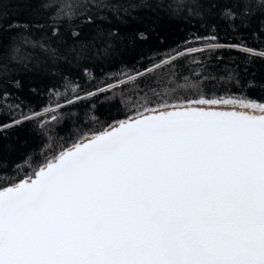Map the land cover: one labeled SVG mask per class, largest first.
<instances>
[{
	"label": "snow or ice",
	"instance_id": "1",
	"mask_svg": "<svg viewBox=\"0 0 264 264\" xmlns=\"http://www.w3.org/2000/svg\"><path fill=\"white\" fill-rule=\"evenodd\" d=\"M9 2L15 13L0 0V116H8L0 131L31 125L39 143L11 167L0 157V175L12 177L0 181V264H264V101L244 90L209 96L185 78L179 87H194V95L153 89L124 119L62 143L65 107L102 93L115 99L117 85L85 96L73 89L65 104L57 99L42 110L10 103L12 93L22 90L24 74L80 64L97 40V54H109L105 37L118 33L97 21L108 19L104 11L119 17L130 8L110 0ZM185 10L189 26L210 33L207 49L264 59V49L220 44L215 35L221 21L239 32L256 20L264 32V0H178L172 7ZM85 26L94 29L91 39ZM94 108L82 124L100 123Z\"/></svg>",
	"mask_w": 264,
	"mask_h": 264
},
{
	"label": "trees",
	"instance_id": "2",
	"mask_svg": "<svg viewBox=\"0 0 264 264\" xmlns=\"http://www.w3.org/2000/svg\"><path fill=\"white\" fill-rule=\"evenodd\" d=\"M110 2L123 4L130 10L127 14L121 12L119 17L104 11L101 14L108 19L97 21L106 31L111 29L118 33L115 37H105L112 42L109 54H97L96 49L102 47L100 40H97L80 64H73L63 73L57 70L55 75L24 74L21 77L22 90L12 93L14 98L10 99V103H21L25 110H42L57 99L65 104L64 97L75 95L73 89L85 96L98 86L117 85L115 99H106V96L113 94L111 92L102 93L65 107L64 111L68 115L57 128L59 136L64 138L62 143L75 139L81 130L87 132L89 126L99 127L124 119L129 114L131 103L144 100L143 93H147L149 98L154 97L153 89L164 92L173 87L178 96L194 95V87H179L185 84V78L193 84L199 83V90L209 96L240 93L244 90L248 97L264 101V59L257 58L249 62L244 54L235 49H207L206 37L210 33L203 28L189 26L185 18L186 10L175 13L172 11L178 0ZM131 5L139 6L130 7ZM4 8L13 13L17 11V5L9 0H4ZM13 18L27 19L25 16ZM83 31L85 39H91L94 34L92 26H85ZM140 32L147 38L136 39ZM215 35L218 38L216 42L220 44L238 45L243 42L249 48L264 49V32L259 30L256 20L250 27L239 32L233 31L228 23L221 21ZM192 48H203L204 51H187ZM171 56L176 57L171 64H162L160 68H156L157 64ZM85 66L87 72L84 71ZM237 75L239 84L236 83ZM128 76H134L135 80L129 81ZM121 80L126 83L121 84ZM249 81L255 82L256 86L247 87ZM33 88L36 91H32ZM55 92L61 93V97L53 95ZM121 96L126 98L123 105L120 103ZM92 105L95 106L94 114L99 117L100 123L92 125L89 122L86 126L81 123V118ZM71 113L80 115L69 118ZM7 121L8 116H0V123ZM31 128V125H25L23 128L0 131V157L8 162L9 167L22 160L26 153H31L39 143V137ZM11 178L0 175V181Z\"/></svg>",
	"mask_w": 264,
	"mask_h": 264
}]
</instances>
